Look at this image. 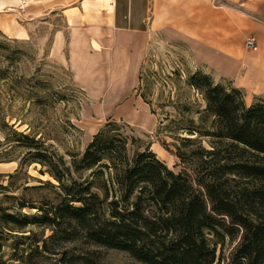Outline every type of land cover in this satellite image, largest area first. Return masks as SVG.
I'll return each instance as SVG.
<instances>
[{"label":"rangeland","instance_id":"obj_1","mask_svg":"<svg viewBox=\"0 0 264 264\" xmlns=\"http://www.w3.org/2000/svg\"><path fill=\"white\" fill-rule=\"evenodd\" d=\"M100 1L110 7L112 0ZM53 2L46 1L47 8L39 15L14 8L0 19V207L4 212L41 216L39 209H50L61 200L58 182L29 156L37 149L29 148L33 144L22 134L42 136V148L61 154L70 164L71 154L82 155L109 120L125 122V135L140 139L129 144L130 153L150 147L170 169L187 171L195 178L198 165L191 151L197 145L184 146L171 128L159 129L162 109L153 114L136 89L141 67L143 90L152 92L156 108L164 103L172 119L177 118L175 106L186 99L194 108L205 105L185 83L189 72L206 73L228 91L238 88L199 63L183 40L166 31L121 34L102 26L70 29L60 10L50 12ZM238 91V101L246 104L244 92ZM260 99L264 97L255 101ZM193 117L199 121L198 114ZM211 140L205 139L204 146L212 148ZM177 147L187 153L185 162L177 156ZM229 151L233 157L250 156L241 143L230 145ZM88 174L75 176L84 180ZM226 177L234 199L247 208L255 202L248 196L255 189L252 178L237 173ZM18 203L25 207L20 210ZM14 227L0 221V264H142L123 250L89 242L68 220L55 230L42 222ZM238 239L226 237V263Z\"/></svg>","mask_w":264,"mask_h":264},{"label":"trees","instance_id":"obj_2","mask_svg":"<svg viewBox=\"0 0 264 264\" xmlns=\"http://www.w3.org/2000/svg\"><path fill=\"white\" fill-rule=\"evenodd\" d=\"M143 82L141 67L136 89L153 114L162 109L159 129L171 128L184 146L197 145L191 151L198 165L195 178L170 169L150 147L130 153L129 144L140 139L125 135V122L109 120L82 155L71 154L70 164L61 154L42 148V136L22 134L33 144L29 148L37 149L29 156L58 182L61 200L50 209H39L41 216L7 214L0 207V221L19 229L42 222L55 230L68 220L89 242L123 250L142 264H264V100L248 106L238 101V89L228 91L206 73L189 72L185 83L205 105L194 108L186 99L175 106L177 118L172 119L164 103L154 106ZM210 138L212 148H207L204 140ZM234 143L247 147L250 156L233 157L229 146ZM177 150L185 162L187 153ZM85 171L89 174L84 180L75 176ZM232 173L255 182L248 193L255 202L248 208L226 186V176ZM227 236L239 237L228 263Z\"/></svg>","mask_w":264,"mask_h":264},{"label":"crops","instance_id":"obj_3","mask_svg":"<svg viewBox=\"0 0 264 264\" xmlns=\"http://www.w3.org/2000/svg\"><path fill=\"white\" fill-rule=\"evenodd\" d=\"M48 0H0L7 9L40 14ZM52 7V8H51ZM70 29L102 26L121 34L157 30L183 40L195 59L241 89L251 105L264 97V0H55ZM254 36L257 49L246 46Z\"/></svg>","mask_w":264,"mask_h":264},{"label":"built area","instance_id":"obj_4","mask_svg":"<svg viewBox=\"0 0 264 264\" xmlns=\"http://www.w3.org/2000/svg\"><path fill=\"white\" fill-rule=\"evenodd\" d=\"M246 46L250 49H257V43L254 36H249L246 40Z\"/></svg>","mask_w":264,"mask_h":264}]
</instances>
